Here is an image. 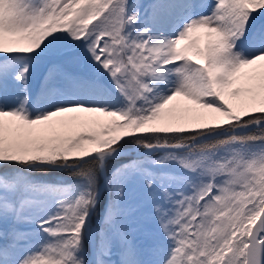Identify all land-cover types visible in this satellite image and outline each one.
I'll return each instance as SVG.
<instances>
[{
	"label": "snow or ice",
	"instance_id": "obj_1",
	"mask_svg": "<svg viewBox=\"0 0 264 264\" xmlns=\"http://www.w3.org/2000/svg\"><path fill=\"white\" fill-rule=\"evenodd\" d=\"M0 264H264V0H0Z\"/></svg>",
	"mask_w": 264,
	"mask_h": 264
}]
</instances>
